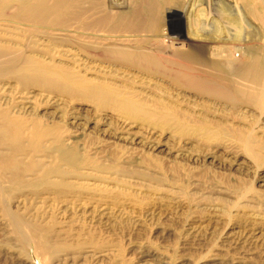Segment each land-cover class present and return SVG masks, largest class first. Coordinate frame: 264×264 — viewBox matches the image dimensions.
Returning a JSON list of instances; mask_svg holds the SVG:
<instances>
[{
	"label": "rangeland",
	"instance_id": "rangeland-1",
	"mask_svg": "<svg viewBox=\"0 0 264 264\" xmlns=\"http://www.w3.org/2000/svg\"><path fill=\"white\" fill-rule=\"evenodd\" d=\"M77 1L71 27L0 18L33 103L0 137V264H264V0ZM144 42L219 87L103 54Z\"/></svg>",
	"mask_w": 264,
	"mask_h": 264
},
{
	"label": "bare ground",
	"instance_id": "bare-ground-1",
	"mask_svg": "<svg viewBox=\"0 0 264 264\" xmlns=\"http://www.w3.org/2000/svg\"><path fill=\"white\" fill-rule=\"evenodd\" d=\"M75 1L76 0H25V1L24 0H22V1L21 0H0V18L9 17L10 20H12L13 22L19 23L20 26H21V23H24V24L26 23L27 25H30V24L34 25L35 23H36L35 25H37V23H42L45 25L46 24H48V25L49 24L50 25L51 24H53V25H65V26L68 25L71 27V24H68V23H70L71 21H78V22L81 21L80 19L83 18L84 15L90 11L88 9L85 10L82 8L78 12H76V10L75 11L70 10V9H72L73 6H76L74 4ZM81 3H83V2H81ZM71 23H73V22H71ZM42 24H40V25H42ZM27 25H26V27H28ZM37 27H38V29L40 28L39 26H37ZM31 28H33V27H31ZM69 30H71V29H69ZM139 44H140L139 49L135 50V51L130 50V49L124 50L123 48L119 49V48H115V47H112V48L106 47L103 50V54L108 53L114 57L118 56L121 58L129 56V55H135L136 56L135 59H138L139 61H141L140 63L144 67L151 68L154 70H158L160 72L165 71L166 73H169L172 76H174L175 79L177 81H179L181 84H183L189 88L197 89L198 91H207V90L216 91V89L219 87V86L215 85L214 78L212 76H207L206 74L202 75V76L199 75L200 71L194 67V66H196L193 64L194 61L191 58L187 57L185 54H183L177 50L170 52V53H166V50L163 51L161 48L156 49L154 47L156 50L149 49V47L145 44V42L139 43ZM93 45H92V48H95L98 50L101 47V44H99V46H96V47H94ZM151 47H153V46L151 45ZM252 64L253 63L249 64V66L250 65L252 66ZM255 64L256 63H254V65ZM254 65L252 66V68L254 67ZM251 69L250 70L247 69L248 71H246V74L249 76L252 74ZM212 70H213L212 72H214V69H212ZM207 71H209V69ZM215 75H217V74H215ZM254 77H255V75H254ZM257 79H258V77H257ZM221 80L222 79H220V81ZM260 81H261V78H260ZM259 82L257 80L256 83H259ZM0 83H1L0 105L4 106V108H2V109L0 106V121L2 122L0 124V137L1 136L3 137V135L5 133V131H4L5 127L10 126L12 130L9 132L10 134L7 133V134H9L7 136L9 138H13L15 141H18L19 140L18 131L21 130V125L17 124L16 122H13V121L8 122L9 115L11 114L13 116L19 117V116H21V114L28 112L31 109V106L33 104L32 101L30 100L31 96L29 95V92L27 93V92H23L21 90H16V91L10 90L11 87L8 86V83H5L3 81H1ZM252 83L250 82L249 84H252ZM241 84H243V83H241ZM220 85H221V83H220ZM250 86L248 85L247 87H250ZM258 86H259V84H258ZM237 87H238V85H237ZM243 87L246 88L245 86H243ZM253 87H252V89H253ZM262 88H264V87H262ZM103 89H104V86H99V88L97 87V91H98L97 94L99 95V97L106 94ZM239 89H242V87ZM246 92L248 93V91H246ZM262 93H264V92H262ZM3 94H5V96H2ZM251 94H253V93H251ZM254 95H256V94H254ZM250 97H251V95H250ZM47 98L50 99L49 97H47ZM48 102H50V100ZM56 102L57 101L54 100L51 103H49V105H52L53 107L58 108L59 105L55 104ZM122 106L125 107L126 109L128 108L127 109V115L128 114L131 116L139 115L138 117H140L141 119L145 117L142 115V112L140 110L135 109L129 103H124ZM126 126H127V124L125 126H123V129L126 128ZM126 130L129 131V127ZM149 147L150 148L152 147L155 150V148L158 146L154 147L152 144ZM0 163H2V166H4L5 160L4 159L0 160ZM22 224L24 226H26L27 228L30 227L28 224H26L24 222ZM17 226H19V225H17ZM30 231L32 233H34V235L36 233H38L37 229H35V228H30Z\"/></svg>",
	"mask_w": 264,
	"mask_h": 264
}]
</instances>
